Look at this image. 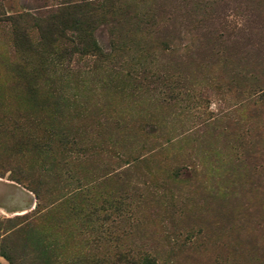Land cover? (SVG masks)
Instances as JSON below:
<instances>
[{"label": "rangeland", "instance_id": "obj_1", "mask_svg": "<svg viewBox=\"0 0 264 264\" xmlns=\"http://www.w3.org/2000/svg\"><path fill=\"white\" fill-rule=\"evenodd\" d=\"M264 264V0H0V264Z\"/></svg>", "mask_w": 264, "mask_h": 264}, {"label": "trees", "instance_id": "obj_2", "mask_svg": "<svg viewBox=\"0 0 264 264\" xmlns=\"http://www.w3.org/2000/svg\"><path fill=\"white\" fill-rule=\"evenodd\" d=\"M145 264V263H144ZM146 264H154V262H153V260L151 261V260H148L147 262H146Z\"/></svg>", "mask_w": 264, "mask_h": 264}]
</instances>
